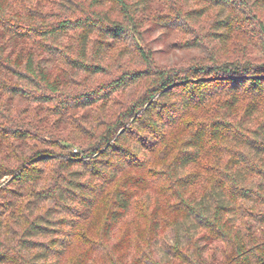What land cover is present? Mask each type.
I'll list each match as a JSON object with an SVG mask.
<instances>
[{"label":"trees","instance_id":"16d2710c","mask_svg":"<svg viewBox=\"0 0 264 264\" xmlns=\"http://www.w3.org/2000/svg\"><path fill=\"white\" fill-rule=\"evenodd\" d=\"M89 1L90 8L114 4L128 25L85 6L77 11L60 5L65 15H55L51 6L56 4L52 0H0L3 110H11L10 97L16 100L30 96L34 103L58 102L53 113L59 116L62 111L92 108L150 77L155 78L154 91L132 104L95 137L74 121L70 127L74 131L68 133V139H59L62 147L69 149L63 155L68 160L59 165L67 176L34 191L31 188L35 182L47 175L37 164L50 159L41 158L26 166L25 163L49 152L26 149L28 154L22 159L19 154L31 134L20 119L0 109V119L12 124L0 123V152H18L17 170L22 168L11 181V189L0 193V264H62L75 244L84 249L73 264H94L98 260L94 253L99 255L104 250L110 255L121 249L138 256L128 264H264V118L260 119L264 115V64L237 60L194 65L185 70H155L150 54L139 48L145 70L124 71L101 88L71 95L68 90L76 75L72 72L103 74V62L112 51L108 39L116 44L130 32L139 42L138 13L148 2L137 0L133 6L132 0ZM191 1L200 0H187ZM206 1L218 8L213 25V36L218 41L225 44L230 33L259 20L258 34L264 45V20L260 17L264 14V0ZM205 12L194 9L182 14L181 19L200 20ZM197 78L203 79L191 82ZM219 97H224V101L217 103L215 118L202 125L187 120L199 110L215 108ZM152 99L156 100L151 102ZM182 132H186V139L164 165L165 170L155 172L165 155L171 156L174 139ZM84 135L91 137L89 143ZM246 148L251 151L249 158L238 152ZM99 152L100 161H84ZM210 152L227 156L220 168L217 161L210 169L202 165L203 157ZM259 161L261 164L255 163ZM9 174L0 170V181ZM161 180L167 182L165 189L158 187ZM110 186L111 209L101 236L113 240L112 246L93 244L88 230V234L80 233L78 224L63 221V217L57 219L74 214L70 208L74 204L88 211L87 215L76 212L74 216L87 217L108 194ZM153 187L159 191H149ZM146 192L154 194L143 200L145 208L153 204L149 216L153 227L148 228L140 226L144 215H132L139 196ZM160 198L166 199L162 202L163 217ZM21 199L28 201L20 206L17 203ZM48 202L54 206L45 209ZM13 226L23 228L17 229L15 242L8 239V230H13ZM165 230L174 235L168 245ZM160 239L164 255L158 258L154 248ZM109 257L111 264H127L123 257Z\"/></svg>","mask_w":264,"mask_h":264},{"label":"rangeland","instance_id":"374dc122","mask_svg":"<svg viewBox=\"0 0 264 264\" xmlns=\"http://www.w3.org/2000/svg\"><path fill=\"white\" fill-rule=\"evenodd\" d=\"M52 1L56 4L51 6V9L55 15H58L59 13L61 15H65V11L60 8V5H64L61 7L66 6L68 9L74 8L77 11H81L83 8L90 11L97 9V11H100L102 14L107 13L112 19L120 21L125 27L128 25V20L123 17V15L118 12V10H116V6L112 3H107L101 9H99L88 7L90 3L89 0ZM136 2L137 0L130 1L133 6H135L134 3ZM143 9L144 10L142 12L138 13L137 20V23H139L138 28L141 31V39L139 42H136V40L131 37L130 32L124 36L122 41L116 44H114L115 42H112L113 40L111 38L108 39V43H112V51L110 52L109 57L103 62V67L105 68L103 74L91 76L81 72H78V74L77 72H72L73 75H76L74 77L71 76L74 83L71 84V87L68 90L71 95H76V93H86L92 88H101L102 85L107 84L113 78L121 75V73L124 71L130 69L145 70L146 66L139 59V48L145 49L150 54L153 60L152 69L155 70H165L169 68L185 70L191 68L194 65L205 66L212 65L213 63L217 62L220 63L223 61L237 60L241 62L250 61L256 65L264 64V51H262V46L264 45L262 44L260 40L261 38H259L258 34V29L260 28L259 20L255 21L254 25L251 23H246L244 29L230 33L228 41L225 44H222L213 36V25L216 20L215 16L218 8L211 6L206 0H200L196 2H187V0H148V2L145 3ZM194 9H204V11H206L205 16L200 20L194 19L193 21H185L184 19H181L182 14H186ZM260 17L264 20V14H261ZM70 43L72 44L73 41H70ZM66 70L70 69L67 68ZM201 79L203 78H197L191 82ZM206 79H210V77ZM154 80V77L144 78L139 82L132 84V86L129 88L118 91L108 101L95 105L92 108H75L74 110H69L70 112L68 113L62 111L59 116L53 113L57 110L55 107H58V102H53L52 104H43L40 102L34 103L30 96H25L26 98H20L16 100L10 97V99H8V103H10L9 105H12V107L11 110L7 112L2 108L3 100L1 99L0 109L3 110L6 115L9 113L11 117L20 119V121L23 123V127L29 130V133L31 134V138H29L23 144V150L21 153L22 155L19 154V156H22V159H24V157H26L28 154L26 149H30L33 152L42 150L49 152L47 155L35 157L30 162L25 163L26 166L29 165V163L38 161L41 158L50 159L46 163L37 164V167L40 169V171L43 170L45 173H47V175L43 176L41 181L39 180L35 182L31 189L34 191L37 189L50 187L52 182L56 183L59 180V177L63 178L64 176H67L63 170L59 169V165L65 160H68V158L63 155L68 154L69 149H64L59 139H68V133H70V131H74L73 128H70L74 121L75 124L83 127L91 137L101 134L107 125L110 123H115L118 118L128 111L132 104L138 100H142L145 97H149V93L154 91V86L156 85ZM61 97L65 98V96ZM61 97H59L58 100L61 99ZM217 99L218 100L214 102L215 108L213 106V108L208 107L206 110H199L193 115L189 116L187 120L196 122L195 124L202 125L203 123L208 122V120L215 118V116L218 115L216 114V111L219 109L217 103L224 101V97H219ZM155 100L156 99H152L151 102ZM244 105L245 102L242 103V107ZM224 111V113H227L226 111L228 110L224 109ZM263 118L264 115L262 113L260 119ZM66 121H68V124H66ZM0 123L5 125L9 123V121L0 119ZM130 123L126 127H129ZM123 130L124 129H122L120 133L123 132ZM84 137L86 143L91 141V137L88 135H84ZM186 137V132H182L181 134L179 133L175 137L174 143L177 145L175 146L174 144V147H172L171 156L166 154L164 157V164L162 163L161 166L157 167L155 172H161L165 170L164 165L170 162L173 155L177 152L179 144H181V142L185 140ZM17 145L18 143L16 142L15 146ZM241 151L244 153V157H248L249 153H251V151L247 148L245 150L240 149L238 152L241 154ZM100 153L101 152L93 154L84 159V161H100ZM2 155H4V153L0 152V170L3 169L10 174L5 176L0 181V193L1 191L11 189V181H13L15 177L22 171V168L17 170L18 160L16 156L18 155V152L9 149L7 155H4V158H1ZM226 159L227 156H217L216 153L210 152L203 157L202 165L210 169L213 167L214 162L217 161V168H220L225 163ZM261 159H264V157H261ZM260 161L255 163L261 164ZM254 179H256V177ZM159 185L160 186L158 187L165 189L167 186L166 180H161ZM158 189L159 188L153 187L149 191H154L156 193V191H159ZM107 192L108 194L99 200L96 207L87 217L83 216V218H76V216H74L76 212L87 215L88 211L84 212V209L74 204L70 205V208L74 211V214L59 216L57 219L63 217V221H67L66 219H68L69 221L71 220V223L74 225L78 224L77 230L80 233H87L88 230V233L91 236V242L93 244L105 243L108 246H112L114 244L113 240H107L106 237L101 236L107 215L111 209V197L113 192L111 186L107 189ZM146 195L154 196L152 192H149L148 194L146 192L140 195L139 200L137 201L138 205H136L134 208L132 215H139L140 218L144 215L145 218L143 221H141L142 223H140V226L148 228L150 226L153 227V220H151L149 217L153 209V204L150 208H145L146 205L145 201L143 200L147 199ZM160 199L161 203L159 207L161 208L160 215L162 216L164 211L162 202L166 199ZM27 201V199H21L17 204L21 206ZM1 203L2 200L0 199V204ZM51 206H54L52 202H48L45 206V209ZM130 219L131 217L125 222V225L130 222ZM13 227L15 228V226ZM13 227H11L13 230H8V239H10L12 242H15L17 236L16 234L19 233L18 230L23 228H15L14 230ZM66 230L69 229L66 228ZM165 236L167 245L169 242L172 243V240L174 239L173 233L168 231L166 232ZM139 238L141 239L143 236L141 235ZM46 239L47 238L41 241L44 242ZM120 246L121 248L124 247L123 244H120ZM161 246L164 247L163 239H160L155 246L156 248H154L155 255L157 253L158 258L163 257L164 255V250L161 248ZM83 249L84 248H82V246L75 244L74 248H71L66 255L62 264H73ZM132 253L133 252L130 251L129 254H126L124 250L121 249L120 252H110L109 254L113 257L116 256V258L118 256L123 257L125 260L124 262H127L128 264L131 259L138 257ZM99 255H102L103 258L99 259ZM99 255L94 253V257L98 259L96 262H94V264H111L109 257L110 255H108L106 251L103 250V253L101 252ZM116 258L111 259L115 260Z\"/></svg>","mask_w":264,"mask_h":264}]
</instances>
